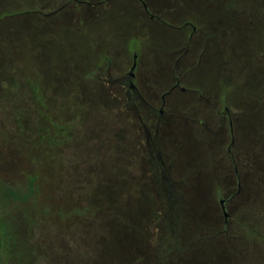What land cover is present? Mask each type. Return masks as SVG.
Here are the masks:
<instances>
[{"label": "rangeland", "instance_id": "obj_1", "mask_svg": "<svg viewBox=\"0 0 264 264\" xmlns=\"http://www.w3.org/2000/svg\"><path fill=\"white\" fill-rule=\"evenodd\" d=\"M103 1L90 9L67 0H0V11L12 6L7 13L16 12L2 23L31 18L43 36L37 60L36 52L24 51L19 88L0 96V176L20 178L35 165L46 177L40 204L52 210L45 220L56 248H49L39 263L51 258V264H74L73 255H78L89 264L106 251L113 264L118 259L114 255H126L134 264H264V240L246 235L255 230L264 237V82L243 80L228 69L238 53L232 39L240 37L235 28L227 35L215 34L220 2L143 0L156 18L151 20L137 0ZM251 4L260 5L256 0ZM62 6L58 14L43 16ZM253 15L248 12L247 18L261 16ZM186 22L196 32L175 29ZM55 40L59 44L50 48ZM135 49V85L147 102L161 106L160 96L174 84L173 72L189 90H174L163 107L174 116L159 139L163 160L171 165L173 204L158 189L154 161L125 95L124 76ZM255 59L261 60L248 62ZM11 68L0 67V75ZM32 78L39 79L43 104L28 89L25 79ZM224 107L233 122L230 194L223 188L230 143L225 116L219 115ZM231 194L228 239L197 243L200 217L212 218L205 236L220 231L217 198ZM60 209L68 215L62 230L54 217ZM36 220L41 224L42 218ZM13 225L16 231L28 227L21 220ZM20 260L15 253L12 264Z\"/></svg>", "mask_w": 264, "mask_h": 264}, {"label": "trees", "instance_id": "obj_2", "mask_svg": "<svg viewBox=\"0 0 264 264\" xmlns=\"http://www.w3.org/2000/svg\"><path fill=\"white\" fill-rule=\"evenodd\" d=\"M217 1L220 2L223 9L218 14L214 13L217 19L219 18L216 20L214 26L215 34L227 35L234 28L236 31L239 30L241 34L240 38L232 39L231 43H233V48L235 50L237 49L238 53H235V59L233 61L228 62V69H233L234 74L242 76L243 80H250L252 78L256 84L264 82V70H262L264 67V0H256L257 3H260L259 6L251 4L252 0ZM10 8L0 11V67H13L9 70L11 72L0 75V96L2 97L7 96L19 88L17 82L19 80L18 74L25 71L20 69L24 68L21 65L25 56L24 51L29 48L31 51L36 52L33 55L37 60L40 39L43 38L36 29L34 19L27 18L26 20H20L9 25L2 23L4 21L3 18L12 17L16 13H11L12 15L10 13L8 14L7 12L11 10ZM251 11L255 14L253 17L258 13L261 14L258 20L254 21V19L247 18L248 12ZM212 12H214V9H212ZM58 44V41L55 40V44L50 46V48L55 49V46ZM50 48L47 49V52ZM249 49L250 52H247ZM61 50L62 48L59 49V54L62 53ZM245 52L247 53L245 54ZM45 57L50 59L49 53ZM256 57L261 59V63L257 59L248 62V58L253 59ZM233 62H235L234 65ZM250 63L252 65L249 67ZM238 70L242 71L243 74L238 73ZM249 75L252 76L245 78ZM25 80L34 101L43 104L44 100L39 79L32 78ZM257 93L259 96L261 95V91L257 90ZM38 169L33 165V168L20 178L14 175L0 176V264H12L15 253L19 255L20 261L24 259L23 262L19 261L20 264H25V262L26 264H38L46 256V251L49 248H56L54 239L47 237L49 235V221H46L45 218L49 220L52 210L45 203L40 204V195L43 192L41 181L46 177H41ZM44 200L48 202L45 195ZM55 215V221L61 223V230L64 229L68 215L63 213L61 209L54 213V217ZM38 217L42 218L40 221L41 224L36 223ZM17 220L25 222L28 226L27 229L16 231L13 222ZM246 235L251 239L264 240V237L259 235L255 230L246 232ZM97 254L95 257L96 260L94 258V260L88 262L89 264H98L99 259H101L100 264H113L110 260H107L108 254L106 251ZM116 257L118 258L116 264H134V259L129 258L127 260L126 255L123 257L114 255L113 259L116 260ZM50 260L51 258L46 262L44 261L45 264H51ZM73 263L85 264L82 262V259L80 260L78 255L77 257L73 255Z\"/></svg>", "mask_w": 264, "mask_h": 264}, {"label": "flooded vegetation", "instance_id": "obj_3", "mask_svg": "<svg viewBox=\"0 0 264 264\" xmlns=\"http://www.w3.org/2000/svg\"><path fill=\"white\" fill-rule=\"evenodd\" d=\"M68 3L69 2H73L75 4L76 7H80L81 5H85L87 7H89L90 9L94 8L95 6L101 4L104 1L101 2H90L89 0H67ZM143 7V3L145 4V2L143 0H137ZM146 5V4H145ZM65 6H62L60 9L50 12L48 14H44L43 16L45 18L48 17H52L53 15L58 14ZM144 12L149 16V18L151 20L156 19L153 15L150 14L148 6L146 5V9L143 7ZM39 14H41V12H39ZM152 17V18H151ZM159 20V19H158ZM186 27H191L192 28V32H196V28L194 26H192L189 23H185L182 26H175V29L180 31L182 29H185ZM192 36V34L190 35V37ZM138 51L135 49L134 54L137 55V64H136V68L134 70V77H130L129 72L130 69L132 67L133 64V60H132V64L131 67L128 71V73L125 74L124 79L126 80V85H125V95L127 97V99L129 100V102L131 103L130 107H132L133 112L136 116V118L138 119L139 123H140V132L142 131V134L144 136V140H145V144L148 148V155L150 157V159H152L154 162L152 163L153 166V171H154V176H157V179L159 181H161V183L159 182L158 186H159V191L163 193V195L165 196L166 200H168V202L170 204H173L174 200L173 197L170 195L171 194V189L173 188L172 183L170 182L169 179V175H170V170H171V165H166L164 160H163V156L161 153V148L159 146V139H160V134L162 131H164V125L166 124V122H169L170 120H172L174 118L173 115L170 114H165L163 107L165 106V98L167 96H169L174 90L179 89L180 92L182 93H187L189 90H187L186 88H183L180 86L181 84V78L177 77L174 72L172 74V78L174 81L173 86L171 87V89L162 94L160 96V101H161V106L159 108H156L154 105L150 104L149 102H147L143 96L140 94L139 90L137 89V86L135 85V78H136V72L139 69V60H138ZM180 60H177L176 65L179 63ZM116 83H122V79H116L114 80ZM190 92H194V91H190ZM141 114H143V116H141ZM220 117L222 118L223 116H225V120L227 123V130H228V134L229 136L226 137V139H230V143L229 146H227L226 148V156H225V163L227 164V166H224V169L226 170V174H227V184H222L225 192L228 194L233 192L232 189V182H233V173H234V160H233V156L231 153V147L233 145V122L231 119V114L230 111L227 107H224L223 111L219 113ZM182 119H184L185 121L188 119L187 117H181ZM220 123L222 124V121L220 120ZM229 162L231 163V165L229 164ZM237 169L235 167V173L237 176ZM240 190V184L237 185V192L235 193L236 195L239 193ZM220 191L219 188L216 189L215 192ZM234 194L230 195V198H226L224 199L223 197H219L217 198L218 201L216 202L218 204V207L220 209V212L222 213L223 216V227L221 228L220 231H217L216 233H213L210 236H205L202 232L206 231L209 232V226L210 223L212 221V218L210 217H204L201 216L200 217V226H198L197 230L200 231V237L197 240V243H207L208 241H211L213 239H215V237H220V236H224L226 239H228V229H229V215L227 213V203L229 202L230 199H233ZM226 214V216H225ZM168 221L170 222L169 224L172 225L173 222H171V220L168 218Z\"/></svg>", "mask_w": 264, "mask_h": 264}, {"label": "water", "instance_id": "obj_4", "mask_svg": "<svg viewBox=\"0 0 264 264\" xmlns=\"http://www.w3.org/2000/svg\"><path fill=\"white\" fill-rule=\"evenodd\" d=\"M143 7L146 9V5L144 3H143ZM136 64H137V55L134 54V56H133V64H132V67H131L130 72H129L130 77H134V70L136 68ZM225 216H226V214H225Z\"/></svg>", "mask_w": 264, "mask_h": 264}, {"label": "crops", "instance_id": "obj_5", "mask_svg": "<svg viewBox=\"0 0 264 264\" xmlns=\"http://www.w3.org/2000/svg\"><path fill=\"white\" fill-rule=\"evenodd\" d=\"M235 33H236L239 37H241V36H240L241 34H240V31H239V30L236 31Z\"/></svg>", "mask_w": 264, "mask_h": 264}]
</instances>
